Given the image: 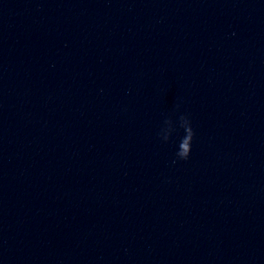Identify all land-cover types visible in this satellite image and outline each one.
Instances as JSON below:
<instances>
[{"label":"water","instance_id":"obj_1","mask_svg":"<svg viewBox=\"0 0 264 264\" xmlns=\"http://www.w3.org/2000/svg\"><path fill=\"white\" fill-rule=\"evenodd\" d=\"M0 264H264V0H0Z\"/></svg>","mask_w":264,"mask_h":264},{"label":"clouds","instance_id":"obj_2","mask_svg":"<svg viewBox=\"0 0 264 264\" xmlns=\"http://www.w3.org/2000/svg\"><path fill=\"white\" fill-rule=\"evenodd\" d=\"M192 153V143L189 141L188 145L178 154L179 159H188Z\"/></svg>","mask_w":264,"mask_h":264}]
</instances>
